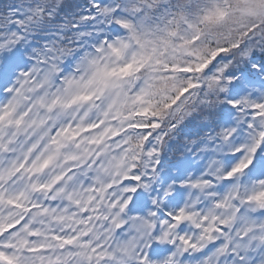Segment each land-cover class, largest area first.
<instances>
[{
	"label": "snow or ice",
	"instance_id": "1",
	"mask_svg": "<svg viewBox=\"0 0 264 264\" xmlns=\"http://www.w3.org/2000/svg\"><path fill=\"white\" fill-rule=\"evenodd\" d=\"M0 264H264V0H0Z\"/></svg>",
	"mask_w": 264,
	"mask_h": 264
}]
</instances>
